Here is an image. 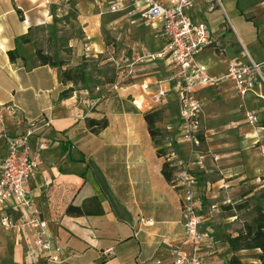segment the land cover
Here are the masks:
<instances>
[{
	"label": "crops",
	"instance_id": "0c3cea01",
	"mask_svg": "<svg viewBox=\"0 0 264 264\" xmlns=\"http://www.w3.org/2000/svg\"><path fill=\"white\" fill-rule=\"evenodd\" d=\"M55 1L0 0V103L15 106L23 118L16 124L13 115L2 112L0 172L6 153L4 135L20 134L34 121L29 146L37 169L27 188L52 242L62 248L61 261L43 258L33 245L32 231H6L0 225V264H155L156 260L171 264L170 249L183 240V216L180 189L161 173L164 161L176 171L187 164L196 177L201 229L208 232L203 262L226 264L218 252L214 227L202 213L203 202L214 198L215 186L223 192L229 185L209 179L214 167L225 173L226 158L232 159L230 178L259 180L264 175L263 127L248 125L243 117L244 110L264 117V84L257 82L244 97L233 94L230 81L197 86L195 93L203 101L199 116L203 141L189 156L180 136L176 68L169 59L136 64L132 81L120 87L91 80L84 86L62 82V70L77 65L79 55L96 56L108 49L101 36V15L118 0H76L83 33L81 40L67 39L72 56L63 59L62 66L40 64L32 42L15 44L14 38L28 28L52 23L50 4ZM134 1L122 0L127 5ZM193 1L191 19L205 22L211 34V45L195 58L209 75H223L230 62H247V54L257 62L264 60V1ZM131 17H120L113 24L114 29L125 28L129 33L123 42H113L122 43L116 53L118 68L129 66L137 52L158 51L164 43L159 20ZM233 20L242 32L246 30L243 21L249 23L250 31L244 34L247 43ZM10 50L17 55L14 62L9 60ZM157 94L160 101L154 102ZM156 108L162 110L157 123L162 133L159 146L153 143L143 117L145 111ZM102 118L107 120L105 128L94 131L87 126V120ZM158 148L164 150L162 155ZM2 216L15 221L26 218L15 203L0 207ZM109 248L114 255H103Z\"/></svg>",
	"mask_w": 264,
	"mask_h": 264
},
{
	"label": "built area",
	"instance_id": "2783aa9c",
	"mask_svg": "<svg viewBox=\"0 0 264 264\" xmlns=\"http://www.w3.org/2000/svg\"><path fill=\"white\" fill-rule=\"evenodd\" d=\"M193 5V0H171L168 4L158 0H136L130 5L118 0L108 6L111 13L126 12L128 15L137 14L144 21L159 20L163 46L158 51L137 52L129 65L141 64L147 60L169 59L175 66L180 136L187 144L189 156L195 154L201 144L199 116L203 101L195 93L197 86L230 81L233 94L244 97L254 89L257 82L264 84V60L257 62L248 54L247 62H230L225 73L220 76L209 75L197 64L196 55L210 46L212 41L207 24L191 19L189 11ZM153 101L159 102L160 95H155ZM2 112L13 115L16 124L23 121L15 106L0 103V123L3 121ZM256 119L255 115L245 113L248 124H254ZM35 130V122L30 121L22 133L4 135L6 153L1 161L0 207L15 203L21 206L26 218L15 221L8 216H2L0 225L6 231H32L34 247L46 261L57 263L61 261L62 248L52 242L46 230V221L40 217L39 209L27 188L37 169L36 158L29 146ZM42 147L43 144H40V148ZM197 183L196 177L189 173L187 164L177 171L175 169L173 184L181 191L183 240L170 249L171 264H204L202 251L208 232L201 229ZM103 255L113 256L114 252L109 248ZM160 263V260L155 261V264Z\"/></svg>",
	"mask_w": 264,
	"mask_h": 264
},
{
	"label": "rangeland",
	"instance_id": "374dc122",
	"mask_svg": "<svg viewBox=\"0 0 264 264\" xmlns=\"http://www.w3.org/2000/svg\"><path fill=\"white\" fill-rule=\"evenodd\" d=\"M105 1L109 2L111 0ZM261 1L264 0H249L252 4H258ZM75 3L76 0H57L51 3L50 13L52 16V23L48 27H36L31 30V38L35 40L37 47L52 56L55 60L63 61V59L71 58L72 49L68 48L67 39L71 37L80 39L83 33L78 18L79 12L74 7ZM103 12V15H101L102 18H104L101 27V36L108 49L106 48V50L101 54H96V56L89 55L88 57H84V55H79L78 63L82 61L85 62L86 71L91 81H98L102 84H116L120 87L122 84H129L132 81L135 64L118 68L120 62L118 58H116V53L121 51L119 48H122V43L119 45L113 42H116V40L120 42V39H122L121 42H123L124 37L129 35V33L125 28L114 29L113 24L116 21H120V17L127 20L132 18V15H128L126 12L116 15V13L109 12L108 7L104 8ZM94 14H96L95 10ZM224 22H226L229 27L226 16ZM233 22L238 27L237 29H239V35L242 36L243 41L246 42L244 34L250 31L249 23L243 21V29L246 30L242 32V29L235 20H233ZM230 37L235 39L232 32H230ZM124 49L126 50L125 45L122 51ZM75 66L76 65H73L70 68L73 69ZM246 112L255 115L257 118L254 124H247L254 125L255 127H263L260 130L262 134H264V117H259L252 110H244V119ZM261 139V143L264 144V136L261 137ZM243 147L242 145L241 148ZM251 147L252 143L250 141L248 149H252ZM215 150H217L216 144ZM225 150L228 151L227 153H230L231 150H229V145L226 144ZM225 160H229L228 163H226L227 167L225 168V173H222V171L214 167V171L211 172L209 179L214 182L220 180L227 181L226 184L229 185L224 188L223 192L218 190L217 186L214 187V192L212 193L214 198L203 202L202 213L204 218L210 220V224L214 227L215 237L218 241V252L221 253L222 257L227 261L231 253L224 244V237L237 234V232L243 229L244 224L250 223L252 219L258 216L259 209H264V186L260 187L261 184H264V175H261L259 180L252 177H241L237 179V176H233L230 178L228 176L233 175V173H230V171L233 170L232 159L226 158ZM241 164L242 163H239V166H241ZM258 252L259 250L257 249H251L240 250L235 254L239 256L243 262H257Z\"/></svg>",
	"mask_w": 264,
	"mask_h": 264
},
{
	"label": "trees",
	"instance_id": "16d2710c",
	"mask_svg": "<svg viewBox=\"0 0 264 264\" xmlns=\"http://www.w3.org/2000/svg\"><path fill=\"white\" fill-rule=\"evenodd\" d=\"M19 12V10H17ZM31 28L24 34H20L14 38L15 44L30 43L34 44L35 47V58L42 65L50 66H62V60H55L49 54L43 52L34 39L31 38ZM9 60L14 62L17 55L14 50L7 52ZM62 82L72 81L74 84L80 83L83 86L90 81L89 74L86 71V64L84 61L78 63L73 69H64L61 72ZM162 110L161 109H150L143 113L144 120L146 122L148 132L152 138L153 143L156 146L161 144L162 133L157 127V123L161 120ZM87 126L94 130H100L107 126L106 118L101 120H87ZM200 142L202 143L203 138L199 135ZM164 150L162 148L157 149V153L162 155ZM161 173L166 181L174 183L175 168L170 165L169 162L164 161L161 168ZM224 244L227 246L231 253V256L226 261V264H264V209H259L257 217L251 220L250 223H246L237 234L227 235L223 239ZM257 249V262H243L239 256L235 253L240 250H251Z\"/></svg>",
	"mask_w": 264,
	"mask_h": 264
},
{
	"label": "bare ground",
	"instance_id": "6f19581e",
	"mask_svg": "<svg viewBox=\"0 0 264 264\" xmlns=\"http://www.w3.org/2000/svg\"><path fill=\"white\" fill-rule=\"evenodd\" d=\"M24 25V24H23ZM25 26V25H24Z\"/></svg>",
	"mask_w": 264,
	"mask_h": 264
}]
</instances>
